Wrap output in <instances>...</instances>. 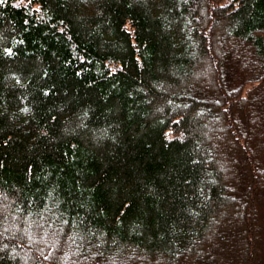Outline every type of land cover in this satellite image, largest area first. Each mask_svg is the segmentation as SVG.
<instances>
[{
  "label": "trees",
  "instance_id": "trees-1",
  "mask_svg": "<svg viewBox=\"0 0 264 264\" xmlns=\"http://www.w3.org/2000/svg\"><path fill=\"white\" fill-rule=\"evenodd\" d=\"M263 152L264 0H0V264H264Z\"/></svg>",
  "mask_w": 264,
  "mask_h": 264
},
{
  "label": "rangeland",
  "instance_id": "rangeland-1",
  "mask_svg": "<svg viewBox=\"0 0 264 264\" xmlns=\"http://www.w3.org/2000/svg\"><path fill=\"white\" fill-rule=\"evenodd\" d=\"M199 2H200V0H198ZM216 8V7H215ZM212 23V22H211ZM210 24V23H209ZM211 26V24L209 25V27ZM217 26V25H216ZM213 28V27H212ZM211 28V29H212ZM221 37H224V35L223 36H221ZM221 39V38H220ZM219 39V40H220ZM216 40V39H215ZM207 62L205 63H202V64H200V63H198V64H196L195 65V67H196V70L198 71V73L200 72H206V68H207ZM208 117L210 118V115H208ZM210 120H212V119H210ZM206 122V124L208 125V124H211L212 123V121H205ZM260 155H262V162L264 163V152L263 153H259ZM215 156H218V157H222L223 156V151H221V149L220 150H218V151H216V153L214 154ZM217 212H220V211H218L217 210ZM217 215H218V213H217ZM221 219V218H220ZM12 224H14V223H10V225H12ZM46 234H48V232L47 233H43V237L42 238H44L45 236H46ZM31 236H32V234H31ZM31 250V246H28V247H26V252H25V255H27L28 253H29V251ZM263 254H264V245H263ZM147 261H149V260H147Z\"/></svg>",
  "mask_w": 264,
  "mask_h": 264
}]
</instances>
